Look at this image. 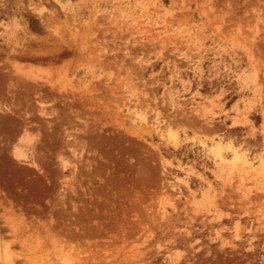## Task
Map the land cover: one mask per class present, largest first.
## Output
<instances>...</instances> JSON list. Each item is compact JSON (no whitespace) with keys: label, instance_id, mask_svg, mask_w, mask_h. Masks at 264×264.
Masks as SVG:
<instances>
[{"label":"rangeland","instance_id":"1","mask_svg":"<svg viewBox=\"0 0 264 264\" xmlns=\"http://www.w3.org/2000/svg\"><path fill=\"white\" fill-rule=\"evenodd\" d=\"M0 264H264V0H0Z\"/></svg>","mask_w":264,"mask_h":264}]
</instances>
